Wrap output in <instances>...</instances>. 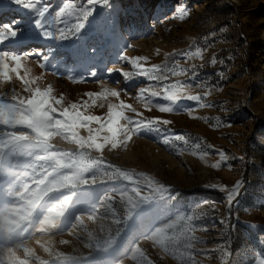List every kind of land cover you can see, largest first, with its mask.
Masks as SVG:
<instances>
[{
  "label": "rangeland",
  "instance_id": "1",
  "mask_svg": "<svg viewBox=\"0 0 264 264\" xmlns=\"http://www.w3.org/2000/svg\"><path fill=\"white\" fill-rule=\"evenodd\" d=\"M25 3L0 0L34 81L0 77V264H264V0Z\"/></svg>",
  "mask_w": 264,
  "mask_h": 264
},
{
  "label": "snow or ice",
  "instance_id": "2",
  "mask_svg": "<svg viewBox=\"0 0 264 264\" xmlns=\"http://www.w3.org/2000/svg\"><path fill=\"white\" fill-rule=\"evenodd\" d=\"M16 3L18 4H23L25 7H33L34 5L31 3H25V0H15ZM98 0H89V3H97ZM103 3L105 5H107L109 3V0H103ZM75 7V5L69 3L66 4L63 8L60 9V11L56 14L57 16H60L61 14H64L65 9H73ZM93 10H88V11H83L82 15H83V19L87 20V18L92 15ZM41 15H43V13H41ZM50 23V21H49ZM84 27L83 23H79L75 26L74 30H69L71 32L72 35H75L76 33H78L82 28ZM3 29H6L7 32L9 33V37L10 36H15L16 35V31L14 30L12 25H3L2 27ZM45 35H51V33H45ZM5 32L4 31H0V42H2L5 39ZM60 39H67L69 38V35L65 34L64 30L61 29L60 30ZM26 54L24 55H17L14 53H9L6 51H0V77H3L5 79H10V73H15L16 76L22 80L26 85H30L32 83H34V81H30L28 80L27 77V71H25V75L21 76L20 72L22 69V58H24ZM142 59H146L143 57H137L135 60L132 61V63L135 65L137 60H142ZM43 67V65H41ZM151 70H147V71H142L140 74L141 75H148V73ZM92 75H95V73H93ZM127 75V74H125ZM173 88H175V86H173ZM28 91L33 92V89L29 86ZM107 91V90H106ZM35 93V99L32 100L30 103L34 106L33 107V112H34V116L33 119L39 129V127H42L46 124L47 119H48V115L45 111H43L40 108V104L43 103L45 100H47L48 98H50L51 96V87H49L48 90H44L41 91L39 88H36L34 90ZM111 96L113 97H119L120 93L112 90L110 93ZM155 95H157V93H154ZM89 96H99L101 94L99 93H89L87 94ZM180 94L178 91H172L171 94L167 97V99H170L172 101H176L179 100ZM188 99L190 100H195L198 101L200 100L199 96H190L188 97ZM63 100V98L61 97L57 102H61ZM93 103H95V100H93ZM161 111H172L171 108H162ZM67 111L65 112V115H67ZM121 113H117V112H113L112 116H111V120H112V125L110 126L109 130H114V126L115 124L118 122V118L120 117ZM88 119H94L93 117H88ZM98 119V118H96ZM233 195H236V191L233 190L232 194L230 195L229 199H231V197Z\"/></svg>",
  "mask_w": 264,
  "mask_h": 264
},
{
  "label": "bare ground",
  "instance_id": "3",
  "mask_svg": "<svg viewBox=\"0 0 264 264\" xmlns=\"http://www.w3.org/2000/svg\"><path fill=\"white\" fill-rule=\"evenodd\" d=\"M236 2H238L239 0H235ZM9 219V218H8ZM15 257V256H14Z\"/></svg>",
  "mask_w": 264,
  "mask_h": 264
}]
</instances>
